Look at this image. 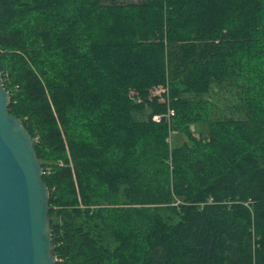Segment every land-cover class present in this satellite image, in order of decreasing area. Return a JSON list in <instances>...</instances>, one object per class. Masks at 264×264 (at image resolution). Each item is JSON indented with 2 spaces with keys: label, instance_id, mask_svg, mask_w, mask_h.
I'll return each instance as SVG.
<instances>
[{
  "label": "trees",
  "instance_id": "trees-1",
  "mask_svg": "<svg viewBox=\"0 0 264 264\" xmlns=\"http://www.w3.org/2000/svg\"><path fill=\"white\" fill-rule=\"evenodd\" d=\"M0 73L56 264H264V0H0Z\"/></svg>",
  "mask_w": 264,
  "mask_h": 264
},
{
  "label": "water",
  "instance_id": "water-1",
  "mask_svg": "<svg viewBox=\"0 0 264 264\" xmlns=\"http://www.w3.org/2000/svg\"><path fill=\"white\" fill-rule=\"evenodd\" d=\"M9 98L0 73V264H56L49 191L32 136L9 113Z\"/></svg>",
  "mask_w": 264,
  "mask_h": 264
},
{
  "label": "rangeland",
  "instance_id": "rangeland-1",
  "mask_svg": "<svg viewBox=\"0 0 264 264\" xmlns=\"http://www.w3.org/2000/svg\"><path fill=\"white\" fill-rule=\"evenodd\" d=\"M142 0H102V3L103 4H113L114 2H118V3H130V2H133V3H135V2H141ZM167 88H165L164 90H161V91H157L156 93H161V94H163V93H167ZM215 92H217L216 91V89H215ZM153 93H155V91L153 92ZM155 93V94H156ZM214 98H216L219 102H220V104L222 105V106H226L227 105V103H228V100H229V97L227 96V95H224V94H218V95H214ZM166 116V117H165ZM164 117H165V119H166V121H167V124L168 125H172V121H171V116L172 115H167V113H166V115H165ZM154 120L155 121H159L160 119H158V116H154ZM202 129V128H201ZM201 129H199V127L197 126V128H196V126H194V129L192 128V129H190L191 131H193L194 133H196V132H198V131H201ZM205 132V131H204ZM178 140V142L180 143V142H182V141H186V137L185 136H178L176 133H174L173 131H171L170 133H169V139H168V143H169V145H171V146H173L174 144H175V142Z\"/></svg>",
  "mask_w": 264,
  "mask_h": 264
},
{
  "label": "built area",
  "instance_id": "built-area-1",
  "mask_svg": "<svg viewBox=\"0 0 264 264\" xmlns=\"http://www.w3.org/2000/svg\"><path fill=\"white\" fill-rule=\"evenodd\" d=\"M167 115H173V111L172 110H168V113H167ZM161 118V116H158V119H160Z\"/></svg>",
  "mask_w": 264,
  "mask_h": 264
}]
</instances>
